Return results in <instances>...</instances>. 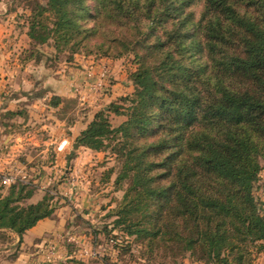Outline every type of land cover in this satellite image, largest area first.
I'll return each instance as SVG.
<instances>
[{"label":"trees","instance_id":"16d2710c","mask_svg":"<svg viewBox=\"0 0 264 264\" xmlns=\"http://www.w3.org/2000/svg\"><path fill=\"white\" fill-rule=\"evenodd\" d=\"M29 11L23 65L42 63L44 46L64 63L132 55L136 65L133 91L101 108L79 137L117 163L102 180L123 193L110 222L84 223L95 246L112 240L120 254L59 264H119L121 240L163 262L256 264L264 254L254 192L264 160V0H32ZM113 114L125 120L114 126ZM37 191L0 180V245L69 204L48 189L34 201Z\"/></svg>","mask_w":264,"mask_h":264},{"label":"crops","instance_id":"0c3cea01","mask_svg":"<svg viewBox=\"0 0 264 264\" xmlns=\"http://www.w3.org/2000/svg\"><path fill=\"white\" fill-rule=\"evenodd\" d=\"M20 37L26 38L24 33ZM18 42L14 39L3 54L5 57H0V176L14 167L21 168L24 176L28 170L42 172L33 181L38 189L34 201L57 178L62 179L54 188L61 195L64 193L70 204L57 209L53 217L40 220L22 238L9 234L11 240L0 245V264H59L72 258L98 259L107 250L102 248L104 244L95 246L89 232L70 229L73 223L67 215L68 209L78 207L79 200L87 210L93 209V202L99 197L98 186L104 185L102 173L108 169L105 162L111 158L82 145L75 150L74 144L99 109L133 91L128 72L118 61L100 60L109 63L113 70L110 86L100 97L92 91L86 77L88 70L99 69L98 61L81 57L56 69L42 63L23 65L22 49L16 47ZM4 46L5 40L0 39V49ZM56 97L60 99L59 105L53 106L52 99ZM14 111L18 114L8 119L7 113ZM124 120L123 116L112 115L114 126ZM116 253L115 249L108 250L106 255L113 257Z\"/></svg>","mask_w":264,"mask_h":264},{"label":"rangeland","instance_id":"374dc122","mask_svg":"<svg viewBox=\"0 0 264 264\" xmlns=\"http://www.w3.org/2000/svg\"><path fill=\"white\" fill-rule=\"evenodd\" d=\"M40 1L44 2V0H40ZM31 2L32 0H0V39L5 40V46L0 49V57L2 58L5 57L3 54L5 53L8 46L14 42V39L19 41L18 46H16L17 49L18 48L22 49L21 44H25V39H22L20 37V34H18L17 32L22 33L23 31L22 26L24 20L22 16L25 14L24 12L26 11L28 15L30 14L29 7H31ZM14 31L16 33L12 37H10ZM41 50L44 53V59L42 61L43 65H51L52 67H57V66L60 67L61 65H63L65 59L64 54L56 55L54 53V50L48 46L42 47ZM81 57L90 58L92 60L98 61L94 57H85L83 55H76L74 57L73 63L75 62L76 58H81ZM117 61L123 66L124 70L128 72V76L130 72L134 71L136 68V65L133 62L132 55H126L125 57ZM96 63L99 64V68L103 65H106L109 68L110 77L108 79L109 81L108 84L110 86L113 77V73H112L113 70L111 65L109 63L106 62L101 63L99 61ZM76 64H79V62ZM130 84L132 89L133 85L131 81ZM105 163H108L107 164L108 168H112L113 166L115 168L117 166L116 165L117 163L113 160V158ZM261 164L263 167V171L260 174L261 176L260 182L255 186L254 192L257 194L255 197H257L260 209L262 210V214L264 215V160H261ZM18 168L14 167L12 168V170L6 171L4 174L18 173L20 175H25L21 172L22 169L21 168L18 169ZM23 172H26V170L24 169ZM27 172L29 173L27 174V176H25L24 179L26 183H33V181H35L37 177H40V175L42 174V172L37 174L36 172L34 171L31 172L29 170ZM103 174L104 173H102V175ZM112 178H115V176H113ZM58 181H62V179L57 178V181H55L54 185L47 187V189L50 190L51 195L54 196L55 198L54 201L56 200L61 201V197L67 198L64 195V193L63 195H61V192L58 191L57 188H54L57 187ZM101 187H103V189ZM97 194L99 197H97L95 199V202H93L94 207L92 210L91 209L87 210V208H85L82 205L81 200H79L78 203L76 202L78 204V207L76 209L73 208L72 211L68 209V215L67 214L66 215L69 216L68 217L69 222L73 223V226L72 227L70 226V229L91 232L92 229H90L89 226L86 223H84L87 220L88 222H92V224H94L95 227H100V228L110 222L109 217L111 216L112 211L115 210V207L117 206V203L121 199L123 193L121 191H116L115 188L112 186V184L111 186H106L104 184L102 186H98ZM103 196H105V198H103ZM67 203L70 204L69 198H67ZM102 238L103 236L101 235L99 240L102 241L103 240ZM121 243L122 246H124L125 251L119 257L121 260L119 264H198L194 262L191 258H189V256H186L185 258H180L177 261H175V263L170 259H168L166 262H163L161 258H157V257L156 258L154 257V259H149L148 256L145 257L141 256L140 253L141 248L137 244H133L132 248L129 250L127 248L128 246H126V243L123 240H121ZM108 245L109 246H107V244L105 243L104 247H102L103 249H107L105 252H103L104 254L108 253V250L109 251L114 250L112 247L114 244L110 242ZM115 250L117 251V253L113 257H111L113 260H116L120 254L118 249ZM256 264H264V254H262L258 258Z\"/></svg>","mask_w":264,"mask_h":264},{"label":"built area","instance_id":"2783aa9c","mask_svg":"<svg viewBox=\"0 0 264 264\" xmlns=\"http://www.w3.org/2000/svg\"><path fill=\"white\" fill-rule=\"evenodd\" d=\"M110 75V70L106 65L101 66L98 70L90 69L86 73L87 80L90 81V86L92 91L98 96L102 97L105 95L109 84L108 79ZM80 88H76L78 91ZM25 176L18 173L2 174L0 176L1 183L5 186H10L18 182L24 181ZM25 182V181H24ZM112 244L114 242L110 241Z\"/></svg>","mask_w":264,"mask_h":264},{"label":"water","instance_id":"95a60500","mask_svg":"<svg viewBox=\"0 0 264 264\" xmlns=\"http://www.w3.org/2000/svg\"><path fill=\"white\" fill-rule=\"evenodd\" d=\"M81 146V142L80 140H78L75 144H74V149L78 150V148ZM257 200V199H256ZM258 201V200H257Z\"/></svg>","mask_w":264,"mask_h":264}]
</instances>
